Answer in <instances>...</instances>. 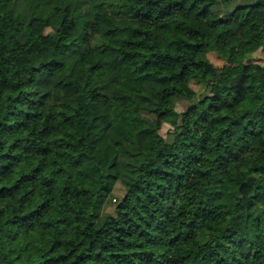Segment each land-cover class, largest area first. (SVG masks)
<instances>
[{
    "label": "trees",
    "instance_id": "1",
    "mask_svg": "<svg viewBox=\"0 0 264 264\" xmlns=\"http://www.w3.org/2000/svg\"><path fill=\"white\" fill-rule=\"evenodd\" d=\"M0 12V264H264V0Z\"/></svg>",
    "mask_w": 264,
    "mask_h": 264
},
{
    "label": "rangeland",
    "instance_id": "2",
    "mask_svg": "<svg viewBox=\"0 0 264 264\" xmlns=\"http://www.w3.org/2000/svg\"><path fill=\"white\" fill-rule=\"evenodd\" d=\"M2 13L0 12V50L2 45H6V48H4V54L9 57L10 60H16L18 58V48L16 44L12 41H8V29L2 26ZM182 54L193 61H199L204 60L215 67H222L224 65V62L214 53L209 51L207 48H188L185 50H182ZM252 61L258 62V63H264V48L254 53L252 56ZM3 58L0 55V66H3ZM193 88L196 91H199V88L196 85H193ZM185 103L180 102L177 105V110L182 111L185 108ZM171 131V128L169 125L164 124L162 126V129L160 130V135L166 140L171 150H174L176 146L178 145L179 140L182 136V129L179 126L177 134L174 136H168V133ZM124 194V188L123 186L117 182L111 194L103 204L102 214H114V210L116 206L120 203L122 197Z\"/></svg>",
    "mask_w": 264,
    "mask_h": 264
}]
</instances>
